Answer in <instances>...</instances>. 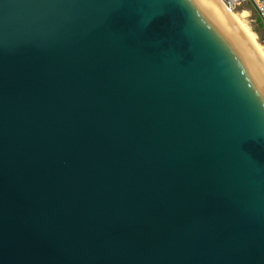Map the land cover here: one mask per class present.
<instances>
[{
    "label": "water",
    "instance_id": "obj_1",
    "mask_svg": "<svg viewBox=\"0 0 264 264\" xmlns=\"http://www.w3.org/2000/svg\"><path fill=\"white\" fill-rule=\"evenodd\" d=\"M0 264H264V60L217 0H0Z\"/></svg>",
    "mask_w": 264,
    "mask_h": 264
},
{
    "label": "rangeland",
    "instance_id": "obj_2",
    "mask_svg": "<svg viewBox=\"0 0 264 264\" xmlns=\"http://www.w3.org/2000/svg\"><path fill=\"white\" fill-rule=\"evenodd\" d=\"M234 13L240 19L244 30L253 34L257 45L264 52V23L259 19L253 6H243Z\"/></svg>",
    "mask_w": 264,
    "mask_h": 264
},
{
    "label": "built area",
    "instance_id": "obj_3",
    "mask_svg": "<svg viewBox=\"0 0 264 264\" xmlns=\"http://www.w3.org/2000/svg\"><path fill=\"white\" fill-rule=\"evenodd\" d=\"M225 8L231 12L246 6L251 5L259 16V19L264 23V0H218Z\"/></svg>",
    "mask_w": 264,
    "mask_h": 264
},
{
    "label": "bare ground",
    "instance_id": "obj_4",
    "mask_svg": "<svg viewBox=\"0 0 264 264\" xmlns=\"http://www.w3.org/2000/svg\"><path fill=\"white\" fill-rule=\"evenodd\" d=\"M218 1V0H217ZM218 3L223 7V9L232 17V19L237 23V25L240 27V29L247 35V37L250 39V41L252 42V44L257 48V50L259 51V53L261 54L263 60H264V52L261 50V48L259 47V45H257L255 39H254V36L252 33L248 32V31H245L244 28H243V25L240 21V19L237 17V15H235L234 12H231L229 10H227L225 8V6L218 1ZM245 14V13H244Z\"/></svg>",
    "mask_w": 264,
    "mask_h": 264
}]
</instances>
